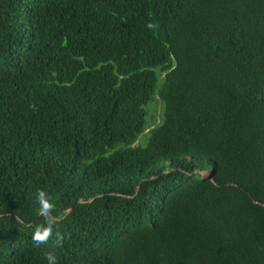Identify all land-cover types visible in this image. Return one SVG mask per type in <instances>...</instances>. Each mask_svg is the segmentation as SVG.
Here are the masks:
<instances>
[{
    "label": "trees",
    "instance_id": "16d2710c",
    "mask_svg": "<svg viewBox=\"0 0 264 264\" xmlns=\"http://www.w3.org/2000/svg\"><path fill=\"white\" fill-rule=\"evenodd\" d=\"M52 250L264 264V0H0V264Z\"/></svg>",
    "mask_w": 264,
    "mask_h": 264
},
{
    "label": "clouds",
    "instance_id": "9594fccd",
    "mask_svg": "<svg viewBox=\"0 0 264 264\" xmlns=\"http://www.w3.org/2000/svg\"><path fill=\"white\" fill-rule=\"evenodd\" d=\"M148 29L156 30L159 25L157 23H148ZM36 201L39 205L38 215L43 218V223L38 224L32 235V240L36 246L46 245L50 240H53V247H62L65 236L56 228L59 223V217L54 215L55 204L52 202L49 194L40 189L36 193ZM44 258L47 264H58V257L54 250L46 251Z\"/></svg>",
    "mask_w": 264,
    "mask_h": 264
},
{
    "label": "rangeland",
    "instance_id": "374dc122",
    "mask_svg": "<svg viewBox=\"0 0 264 264\" xmlns=\"http://www.w3.org/2000/svg\"><path fill=\"white\" fill-rule=\"evenodd\" d=\"M159 109H160V107H159V105H157V106H155V112L158 114V111H159ZM154 111V106H151L150 108H149V118H150V115L152 114V112ZM147 134H142L141 136H140V138L139 139H142V144H144L146 141H147Z\"/></svg>",
    "mask_w": 264,
    "mask_h": 264
},
{
    "label": "water",
    "instance_id": "95a60500",
    "mask_svg": "<svg viewBox=\"0 0 264 264\" xmlns=\"http://www.w3.org/2000/svg\"><path fill=\"white\" fill-rule=\"evenodd\" d=\"M207 176H211L210 173H206Z\"/></svg>",
    "mask_w": 264,
    "mask_h": 264
}]
</instances>
